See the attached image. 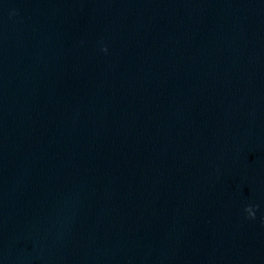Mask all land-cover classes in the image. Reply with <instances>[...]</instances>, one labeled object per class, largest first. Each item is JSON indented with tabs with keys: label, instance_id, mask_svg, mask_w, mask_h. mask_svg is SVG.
I'll use <instances>...</instances> for the list:
<instances>
[{
	"label": "water",
	"instance_id": "1",
	"mask_svg": "<svg viewBox=\"0 0 264 264\" xmlns=\"http://www.w3.org/2000/svg\"><path fill=\"white\" fill-rule=\"evenodd\" d=\"M0 264H264V0H0Z\"/></svg>",
	"mask_w": 264,
	"mask_h": 264
},
{
	"label": "clouds",
	"instance_id": "2",
	"mask_svg": "<svg viewBox=\"0 0 264 264\" xmlns=\"http://www.w3.org/2000/svg\"><path fill=\"white\" fill-rule=\"evenodd\" d=\"M247 215L249 216V217H252V216H254V212L251 210V208H248L247 210Z\"/></svg>",
	"mask_w": 264,
	"mask_h": 264
}]
</instances>
